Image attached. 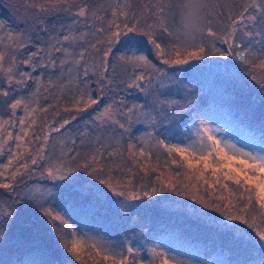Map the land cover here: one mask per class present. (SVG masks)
<instances>
[{
	"label": "rangeland",
	"instance_id": "obj_1",
	"mask_svg": "<svg viewBox=\"0 0 264 264\" xmlns=\"http://www.w3.org/2000/svg\"><path fill=\"white\" fill-rule=\"evenodd\" d=\"M18 2L0 6L2 91L14 96L0 116V204L46 195L17 205L53 247L23 255L33 264H264V0ZM73 111L87 115L82 130L95 127L78 132ZM70 153L88 163L59 170ZM116 156L120 176L89 163ZM148 168L152 189L146 172L133 180ZM64 184L75 188L67 200ZM70 199L72 231L59 211ZM91 200L100 211L84 206Z\"/></svg>",
	"mask_w": 264,
	"mask_h": 264
},
{
	"label": "trees",
	"instance_id": "obj_2",
	"mask_svg": "<svg viewBox=\"0 0 264 264\" xmlns=\"http://www.w3.org/2000/svg\"><path fill=\"white\" fill-rule=\"evenodd\" d=\"M11 3H13L15 5L16 3H20V2H18V0H0V6H2V8L4 6H6V5H11ZM25 16H23V20L25 19ZM156 34H157L156 40L158 41V45H162V44H164L167 41V36L164 34L162 27L156 28ZM245 40H246V37H245ZM242 44L245 46L244 40H243ZM245 47H248V46H245ZM244 55H246V57H249V59H250L249 53L247 55L243 51V56ZM230 59L233 60V61L235 59L239 63L241 61L240 59L236 58V55H234L233 58L231 56ZM204 68H202V70H203L202 74L206 76L207 70H205ZM189 71H190V66L186 68L185 72H189ZM107 76H108V74L105 73L103 80H105ZM193 77H195V76H193ZM190 78L191 77H189V79ZM2 79H3V76L0 75V81ZM195 79L196 78H192L190 80V82H188V84L191 85L192 80L195 81ZM111 87H113L112 84L107 89L108 93L106 94V96L109 97V98H110L111 94L114 93L113 88H111ZM3 88H4V81H1L0 82V116H5L6 115V113L8 111V102H9V101H7L8 94H9V98H11V96H12L11 93H7L6 95H4L5 91L4 92L2 91ZM14 89H15V93H17V88L14 87ZM13 97L10 99V101L13 99ZM74 114L75 115L73 117L75 118L76 129H77L78 132H81V131L82 132L83 131L87 132L95 123H97V122H92V123L86 125V130H82L81 126H82L83 123L81 124L82 121H78V119L80 117H87V115H83L80 112H74ZM68 115L70 116L71 113L69 112ZM88 116H91V115H88ZM72 118L67 120V121H65L64 123L60 124L59 128L63 129L65 127H68L71 124ZM92 118L94 119V117H92ZM192 118L193 117H191L189 120H191ZM188 121L186 119H184V121H183L184 123L183 124L188 123ZM93 127H95V126H93ZM104 127H111L109 129L111 131L114 130L113 126H111V125L110 126H104ZM52 137L53 136H50V139ZM70 156L72 158L68 157L67 160L63 159L62 163H58L57 162L59 164L57 166V168L59 170H62V171H65V172H69V171H72L74 169L78 170L77 166L71 165L72 162H73L72 159L74 160V162L82 160L83 162L88 163V161H84L83 157H79V155L77 156V155H75L73 153H70ZM50 157H51V155H49V160H50ZM58 158H60V156H58ZM105 159H106V157L99 158V159H95L93 161H89V163L94 164V165H101V166H97L99 172H101V173H106V175H109V173H111V174H114L116 176H120L121 173H118L117 172V167L114 166V165H117L116 163H117L118 156L114 157L112 161H109V160L107 161ZM58 161H60V160L58 159ZM133 173H134L133 174V180L139 181V178L141 177V175L143 176V173H145L146 175L144 174V178L148 179V181H149L148 185L149 186L153 185L149 189L157 187V185H155V181H156L155 175L156 174L154 172H152L151 169L148 168L146 171L140 170V171H136V172H133ZM99 177H100V175H99ZM153 178H154L155 181H153ZM145 182H146V180H145ZM68 185L69 184L65 185V187H63L60 191H57V192H59V196H58L59 199L67 200V199L70 198L69 197L70 193L71 194H75V188L71 190V188L74 185H70V186H68ZM161 189H162L163 192H167L168 191L166 187H163ZM101 196L98 197V200H100ZM46 199H47L46 195H42V192H36V193L30 194L29 196L25 195V196L18 197V200L15 201V203H12L11 205H8V204L4 205L3 203L0 204V214H1V216H0V236H2L3 238H6V240H7V242L0 248V251L4 252L2 255H0L1 258H4L0 262H3L5 260L3 264H7V260H8V261L11 262V264H21V263H23V264H33V263H31V254H28V255L24 256L23 253L35 252V255H38L37 252H40L39 254L42 253L44 255H47L48 252L51 253L53 251L51 238H50L51 235L49 233H47L42 226H40L39 229L36 230V227H37L36 225L30 224V223H25L26 219H29V217L27 215H23L22 212L20 211L19 207H18L19 205H17V203L22 204L25 201H26L27 204L29 202V204H31V205H42V203L45 202ZM98 200H91V202L90 201L89 202H83V204L87 208H92V205H93V202H94L96 204L97 211H100V207L101 206L97 205L98 204L97 203ZM72 202H73V200L69 201V206H70L69 210L68 209H63V208H61V206H59V209H60L59 211L63 214L62 215V219L60 218V220L64 224V226L67 225V227L71 231H72L73 225L71 224L72 222H71V219H69L68 215L71 213V208L72 209L73 208L74 209L77 208L76 206L72 207L73 206ZM107 202H109L110 206H112L114 204L115 200L113 198H109V199H107L106 203ZM57 203H59V201H57ZM106 203L104 204V206H102V208H106V206H105ZM181 212H183V211H181ZM101 214H103V213H101ZM178 214L179 213L176 212V216ZM174 216L175 215H173L172 213H170V214L167 213V218L168 219L172 220ZM179 217H181V216H179ZM179 217L177 216L176 220H178V219L180 220ZM195 221L198 224V220L195 219ZM168 223L169 222H167V224ZM164 224H166V223H164ZM30 225L32 227H30ZM40 225H42V224H40ZM170 227L171 226H169V229L167 228V230H166V232L168 231L170 234L177 233V232L181 231L178 228H170ZM29 229H32L33 231L29 232L28 231ZM185 230H187V231H185V233H187V235H189L190 237L194 238V236L195 237L197 236L196 231L194 229L188 230V229L185 228ZM48 234L50 235V237L48 236ZM181 241H184V240H181ZM192 242L197 244V242H195L194 239H191L190 241H188L186 243H192ZM6 254L10 256L9 259L6 258L7 257ZM21 255H23V256H21ZM53 255L56 257V259L58 261H61V259H62L61 256H59V255L56 256L54 253H53ZM217 256H220V254H216V257ZM14 259H16L17 261L14 262L13 261ZM45 260H46V257H45ZM75 261H73V264L75 263ZM40 263L41 262H38V264H40ZM56 263L59 264L57 261H56ZM75 264H81V261L78 260V261H76Z\"/></svg>",
	"mask_w": 264,
	"mask_h": 264
}]
</instances>
